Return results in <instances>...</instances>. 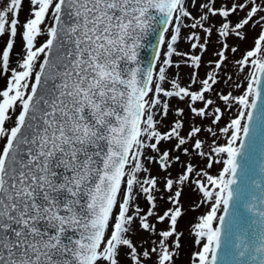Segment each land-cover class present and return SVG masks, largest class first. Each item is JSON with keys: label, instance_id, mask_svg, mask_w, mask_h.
Wrapping results in <instances>:
<instances>
[{"label": "snow or ice", "instance_id": "obj_1", "mask_svg": "<svg viewBox=\"0 0 264 264\" xmlns=\"http://www.w3.org/2000/svg\"><path fill=\"white\" fill-rule=\"evenodd\" d=\"M0 79V264H174L185 188L264 264V0H0Z\"/></svg>", "mask_w": 264, "mask_h": 264}, {"label": "rangeland", "instance_id": "obj_2", "mask_svg": "<svg viewBox=\"0 0 264 264\" xmlns=\"http://www.w3.org/2000/svg\"><path fill=\"white\" fill-rule=\"evenodd\" d=\"M27 6H25L26 8ZM241 16H243V13H241ZM24 18V13L21 14V19ZM259 33V28L252 30L251 27L247 30V40L238 42L240 44L241 51L250 48L253 43V39L255 36H257ZM215 40V38H213ZM215 44H213V47ZM183 47V45H182ZM17 51H19V48H17ZM212 58V49L210 48L207 55H205L204 60L207 61ZM233 57L230 55L229 59L231 60ZM238 58V55L237 57ZM229 65V69H230ZM188 69H185L184 72H187ZM204 69H201V75H203ZM5 84V81L3 79H0V87H3ZM228 116H224V120L227 121ZM198 162V161H197ZM199 163V162H198ZM215 171V169L213 170ZM198 201V195L197 193L193 192L191 188H185L183 194H182V203L185 209V214L180 218L178 221V231L183 233V236L181 237V247L178 250V255L175 257L174 264H190L191 254L193 251L196 250L195 245V238L191 234V226L195 222V218L202 214L205 209L200 208L198 210L193 211V206ZM165 225H160V227H164Z\"/></svg>", "mask_w": 264, "mask_h": 264}]
</instances>
